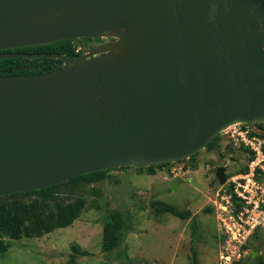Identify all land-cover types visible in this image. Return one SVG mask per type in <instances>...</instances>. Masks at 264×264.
Returning <instances> with one entry per match:
<instances>
[{
    "label": "water",
    "instance_id": "95a60500",
    "mask_svg": "<svg viewBox=\"0 0 264 264\" xmlns=\"http://www.w3.org/2000/svg\"><path fill=\"white\" fill-rule=\"evenodd\" d=\"M108 35L77 57L0 54L66 61L0 76V197L169 170L232 124L264 123V0H0V50Z\"/></svg>",
    "mask_w": 264,
    "mask_h": 264
},
{
    "label": "rangeland",
    "instance_id": "374dc122",
    "mask_svg": "<svg viewBox=\"0 0 264 264\" xmlns=\"http://www.w3.org/2000/svg\"><path fill=\"white\" fill-rule=\"evenodd\" d=\"M115 36L103 38L109 43ZM88 45L87 40L80 42ZM98 43V41H93ZM248 154L223 137L214 150H201L184 161L178 175L156 166L116 167L106 178L82 191L87 204L71 226L41 237L5 238L0 263L11 264H219L216 173L246 165ZM164 201L191 213L182 218L157 212L153 203ZM207 207H212L208 211ZM119 211L125 226L113 249L103 247L111 211ZM248 252L233 264H264V230L251 237Z\"/></svg>",
    "mask_w": 264,
    "mask_h": 264
},
{
    "label": "trees",
    "instance_id": "16d2710c",
    "mask_svg": "<svg viewBox=\"0 0 264 264\" xmlns=\"http://www.w3.org/2000/svg\"><path fill=\"white\" fill-rule=\"evenodd\" d=\"M78 48H80L79 51L77 50ZM43 52L64 53L69 57H77L82 54V49L81 43H77L73 39H66L51 44L0 50V54ZM65 64L66 61L62 58H27L21 56L0 58V76L44 73L60 69ZM259 125L264 127L262 123H259ZM220 137L223 136L221 134L217 135L206 148L208 150L217 148ZM196 155L197 154L189 159L182 160L180 163L195 159ZM248 155L246 165L230 172L245 171L248 161L251 158L250 154ZM156 166H163L166 168L164 164L152 165L146 168L149 173H154V168ZM112 169L113 168L83 174L40 190H30L1 196L0 251L6 250L5 238L17 240L22 238L41 237L57 228L71 226L80 216L87 204L85 197L82 195V191L86 186L106 178L108 171ZM227 175H230V173ZM153 205L157 212H169L182 218L191 216L190 212L181 211L174 205L164 201H155ZM207 210L212 211V207H207ZM110 215L111 221L106 223L104 230L103 247L106 250L113 249L118 245L120 231L126 223L119 211L113 210ZM259 230L261 229L256 230L254 235ZM248 245L249 242L247 247ZM195 264H198L197 261Z\"/></svg>",
    "mask_w": 264,
    "mask_h": 264
},
{
    "label": "built area",
    "instance_id": "2783aa9c",
    "mask_svg": "<svg viewBox=\"0 0 264 264\" xmlns=\"http://www.w3.org/2000/svg\"><path fill=\"white\" fill-rule=\"evenodd\" d=\"M255 126L256 130L250 124L236 123L221 133L235 147L248 151L251 158L247 169L230 172L217 192L219 264H233L241 259L248 252L247 244L255 231L264 229V127L259 123ZM165 170L178 175L183 164L175 162Z\"/></svg>",
    "mask_w": 264,
    "mask_h": 264
},
{
    "label": "flooded vegetation",
    "instance_id": "af4514ba",
    "mask_svg": "<svg viewBox=\"0 0 264 264\" xmlns=\"http://www.w3.org/2000/svg\"><path fill=\"white\" fill-rule=\"evenodd\" d=\"M83 40H87V42L89 43L88 45H84V44H82L84 47H87V48H94V47H96V46H98V45H100V44H102V43H104V42H106L105 40H103V39H95V38H92V37H81V38H79V41L81 42V41H83ZM93 41H98V43H93ZM81 49H82V46H81ZM84 53V51H83V49H82V54ZM81 54V55H82Z\"/></svg>",
    "mask_w": 264,
    "mask_h": 264
}]
</instances>
